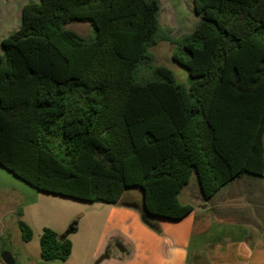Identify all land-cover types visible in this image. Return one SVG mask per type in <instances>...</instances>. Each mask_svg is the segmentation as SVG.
I'll use <instances>...</instances> for the list:
<instances>
[{
  "label": "trees",
  "instance_id": "trees-1",
  "mask_svg": "<svg viewBox=\"0 0 264 264\" xmlns=\"http://www.w3.org/2000/svg\"><path fill=\"white\" fill-rule=\"evenodd\" d=\"M160 6L24 4L1 41L2 167L39 191L90 202L134 208L124 197L136 188L155 218L172 220L194 210L184 199L192 187L205 202L244 176L264 179V0H195L200 20L172 53L189 86L155 63L151 48L172 40ZM74 21L95 36L66 28ZM17 223L31 241L32 228ZM40 246L45 261L72 252L48 227Z\"/></svg>",
  "mask_w": 264,
  "mask_h": 264
},
{
  "label": "crops",
  "instance_id": "crops-1",
  "mask_svg": "<svg viewBox=\"0 0 264 264\" xmlns=\"http://www.w3.org/2000/svg\"><path fill=\"white\" fill-rule=\"evenodd\" d=\"M6 172L8 175L5 178L22 180L8 170ZM244 179L252 180L254 190L251 189L252 195L241 202L242 195H235L233 190ZM262 180L244 176L227 185L229 187L225 194L218 195V192L209 201L199 205L193 203L194 210L180 220L156 217L160 232L144 223L137 209L111 204L105 229L92 258L100 254L102 256L108 247L110 249L117 243L123 249L114 246L109 251L110 257L100 264H264V231L260 230L264 219L262 193L255 186L261 184ZM7 182L1 185L6 187ZM18 187L21 189L20 184ZM217 195L223 198L222 201L217 199ZM21 198L19 196V201L12 203L17 207L11 205L7 210L6 205H2L4 207L0 209V264H7V253L12 256L15 264H19L11 254L12 236L17 234L22 238L17 220L20 218L25 221L27 210L36 203L28 198L22 201ZM197 201L202 202V199ZM20 211L21 216L18 215ZM77 231L78 228L68 236L72 241V252L64 262L66 264L77 256L76 241L73 239ZM4 237L5 244H2ZM25 253L30 260L31 255L27 250Z\"/></svg>",
  "mask_w": 264,
  "mask_h": 264
},
{
  "label": "rangeland",
  "instance_id": "rangeland-1",
  "mask_svg": "<svg viewBox=\"0 0 264 264\" xmlns=\"http://www.w3.org/2000/svg\"><path fill=\"white\" fill-rule=\"evenodd\" d=\"M28 1L29 0H9L6 2L7 4L0 3V54L3 51L1 46L2 39L19 27L22 8ZM159 1L161 4L159 21L162 28L165 30V33L168 29L170 30L169 34L172 37V40H162L151 48V51L155 55V63L170 67L177 80L184 85L189 86L190 76L188 70L172 59V53L177 47L175 40L182 37L184 34L191 32L200 20V15L195 12V0ZM66 28L74 30L84 37H93L96 34V31L91 26L90 22L86 21L70 22L66 24ZM146 72L147 70L142 68L141 74H145ZM7 173L6 170H3V168L0 167V209L5 205L7 210L10 209L8 206L11 205L17 207L18 205L14 204L19 201V196L22 197V201L28 198L29 200L36 202L33 207H30L27 210V215L24 219L32 228V240L26 242L17 234L12 236L10 250L11 254L16 258L19 264H66L57 260H43L41 257L40 239L45 227L60 232V234H64L75 222L77 223L78 231L73 235V239L76 241L77 256H75L69 264H78L79 262H81V264H96L101 254L93 259L92 253L105 229L111 204L90 202L39 191L26 184L23 180H16V182L5 178V175H8ZM11 177L14 176L12 175ZM6 181H8L6 187H3L1 184ZM18 184H20L21 189H19ZM255 186L257 190H261V206L263 207L262 211L264 213V180H262L259 185L255 184ZM228 187L229 186L220 190L218 195H222L226 192ZM251 189L252 191L254 190L252 180L244 179L240 181V184L236 185L233 193L235 195L240 193L242 195V197H240L242 202L252 195L250 192ZM193 192H196L197 195ZM199 195L197 188H194L192 191L187 190L185 192L184 199L185 201H191L195 205H199L200 203H203V201H197L196 196ZM141 197L140 190L133 188L128 190L124 197V202H140L142 200ZM220 197L221 196H218L217 199L222 201L223 198ZM14 198H17V200L13 201ZM13 202L14 204H12ZM260 230L264 231V219L261 221ZM2 244H5V237ZM26 250L31 255L30 260L25 253ZM6 255H8V253Z\"/></svg>",
  "mask_w": 264,
  "mask_h": 264
},
{
  "label": "water",
  "instance_id": "water-1",
  "mask_svg": "<svg viewBox=\"0 0 264 264\" xmlns=\"http://www.w3.org/2000/svg\"><path fill=\"white\" fill-rule=\"evenodd\" d=\"M8 1L9 0H0V3L7 4L6 2ZM21 14H22V11H21ZM196 198L199 199L200 197L197 196ZM130 206L134 207L135 209L139 211L144 223H146L150 228L154 229L155 231H160L159 223L157 222L155 216L148 210L145 204L144 195H143V199L140 202L136 201V202L130 203ZM76 230H77V223L75 222L67 229V231L63 235H61V238L69 236L70 234L74 233ZM118 247L120 249H123L122 246L120 245H118ZM109 257H110V254H109V247H108L106 252L102 256H100L96 264H100L103 260L108 259ZM5 262L7 264H15V261L10 254L6 256Z\"/></svg>",
  "mask_w": 264,
  "mask_h": 264
},
{
  "label": "flooded vegetation",
  "instance_id": "flooded-vegetation-1",
  "mask_svg": "<svg viewBox=\"0 0 264 264\" xmlns=\"http://www.w3.org/2000/svg\"><path fill=\"white\" fill-rule=\"evenodd\" d=\"M114 246H117L118 247V244H114ZM114 246L110 247L109 251L111 252V249H114Z\"/></svg>",
  "mask_w": 264,
  "mask_h": 264
}]
</instances>
